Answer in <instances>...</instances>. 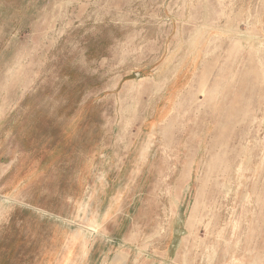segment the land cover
I'll return each mask as SVG.
<instances>
[{
  "label": "rangeland",
  "instance_id": "1",
  "mask_svg": "<svg viewBox=\"0 0 264 264\" xmlns=\"http://www.w3.org/2000/svg\"><path fill=\"white\" fill-rule=\"evenodd\" d=\"M0 264H264V0H0Z\"/></svg>",
  "mask_w": 264,
  "mask_h": 264
}]
</instances>
